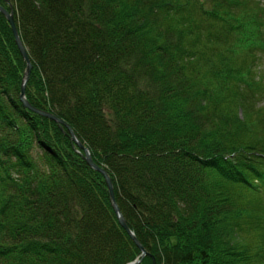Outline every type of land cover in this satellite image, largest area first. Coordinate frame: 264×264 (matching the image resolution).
Here are the masks:
<instances>
[{"label":"trees","instance_id":"16d2710c","mask_svg":"<svg viewBox=\"0 0 264 264\" xmlns=\"http://www.w3.org/2000/svg\"><path fill=\"white\" fill-rule=\"evenodd\" d=\"M0 5L31 64L26 100L63 120L106 171L147 252L138 264H264L262 0ZM5 24L25 64L0 13ZM3 44L0 264L132 262L140 249L103 176L64 126L23 107L24 71ZM55 124L77 159L49 142Z\"/></svg>","mask_w":264,"mask_h":264},{"label":"water","instance_id":"95a60500","mask_svg":"<svg viewBox=\"0 0 264 264\" xmlns=\"http://www.w3.org/2000/svg\"><path fill=\"white\" fill-rule=\"evenodd\" d=\"M0 13L6 18L7 22L9 23V26L11 28L13 37H14V41L15 44L18 48V51L20 53V55L22 56L23 60L25 61L27 67H26V72L24 73V77L21 83V90H20V94H19V99L23 105L24 108H26L27 110L38 114L40 116H43L47 119H50L52 121H54L55 123H58L60 126H64L67 130L68 133L71 137V139L76 142L78 148H80L83 152V158L85 160V162L94 170H96L97 172H99L100 174H102V176L104 177L105 183L107 185V189H108V193H109V197H110V201H111V205L112 208L114 210V212L116 213L117 217H118V221L120 226L127 232V234L130 236V238L134 241V243L139 247V249L142 252V256L146 255V252L144 250V248L141 246V244L138 242V240L136 239V237L134 236V234L130 231V229L128 228L124 218L121 216L118 206L115 202V198H114V193H113V187L110 181V178L108 176V174L106 173V171L102 168H100L99 166H97L96 164H94V162L92 161L91 155L89 150L84 147L81 143H79V141L77 140L76 136L74 135L73 131L70 129V127L63 122L62 120H60L58 117H56L55 115L46 112L44 110H40L37 109L35 107H33L32 105H30V103L26 100L25 98V94H24V88H25V83L27 80V77L29 75V72L31 70V64L27 55V51L26 48L24 47V45L22 44V41L20 40L19 34H18V30L15 24V20H14V16H13V12L12 10H7L4 7L0 6ZM138 261L134 262L137 263ZM133 264V263H132Z\"/></svg>","mask_w":264,"mask_h":264},{"label":"rangeland","instance_id":"374dc122","mask_svg":"<svg viewBox=\"0 0 264 264\" xmlns=\"http://www.w3.org/2000/svg\"><path fill=\"white\" fill-rule=\"evenodd\" d=\"M263 2H264V0H262ZM1 6V5H0ZM6 19V18H5ZM7 21V20H6ZM9 24V23H8ZM3 27H5L4 29H1L3 32H1L0 31V43H4L3 44V46H4V50H5V53H6V55L7 56H9L10 58H12V59H14V60H12V62L14 63V65L17 67V71L18 72H20L21 74L23 73V71H24V73L26 72V67H27V65H26V63L24 64V63H21V61H19V58H17V56H15V54H13V46L11 45V39H9V36L10 35H8V36H6V27H7V24H5V26H3ZM10 27V26H9ZM11 31V30H10ZM11 33H12V31H11ZM12 36H13V34H12ZM11 36V37H12ZM12 39L14 40V37H12ZM15 42V41H14ZM16 45V44H15ZM11 54L13 55L12 57H11ZM21 56V55H20ZM19 57V56H18ZM21 58H22V56H21ZM22 60H23V58H22ZM24 61V60H23ZM25 62V61H24ZM260 67H261V69H262V71H263V68H264V56H262V59H261V62H260ZM30 72H31V70H30ZM30 72H29V75H30ZM24 73H23V77H24ZM29 75H28V77H27V80H28V78H29ZM27 80H26V82H27ZM26 84V83H25ZM263 103L262 104H264V100L262 101ZM50 113V112H49ZM52 114V113H51ZM60 119V118H59ZM50 120V119H49ZM61 120V119H60ZM52 121V120H51ZM63 121V120H62ZM54 122V121H53ZM64 122V121H63ZM56 124H58V123H56ZM56 124H55V126H52V127H54V130L56 129L58 132L55 134V135H53L52 136V138H51V136H49L48 137V139H49V142L51 141L52 143H55V145L58 147V148H60L61 150H68V151H66V153L68 154H70L71 155V157H72V159L73 160H75V159H77V157H75L76 155L74 154V152H73V150L71 149V148H69V147H71L70 146V140H68V138H67V136H65L63 133H61L60 132V130L58 129V127L56 126ZM59 125V124H58ZM68 131V130H67ZM73 141V140H72ZM75 143V144H74ZM80 143V142H79ZM71 144H73V146H76L77 144H76V142H74L73 141V143L71 142ZM22 146L23 147H26L27 145L25 144V139H23V141H22ZM84 146V145H83ZM85 147V146H84ZM77 148H78V146H77ZM76 148V150L78 151V149H80V148H78L77 149ZM81 150V149H80ZM82 151V150H81ZM93 161V160H92ZM101 168V167H100ZM103 169V168H102ZM102 175V174H101ZM104 178V177H103ZM105 181V180H104ZM106 184V183H105ZM112 184V183H111ZM107 186V185H106ZM108 190V189H107ZM116 214V213H115ZM117 216V215H116ZM117 219H118V217H117ZM118 224H119V221H118ZM119 226H120V224H119ZM179 240L180 239H178V238H175V237H170V238H166V239H164V243L165 244H175V243H177V242H179ZM139 248V247H138ZM140 252H141V250H140ZM146 252V251H145ZM146 255H147V252H146ZM146 255H144V256H146ZM144 256H142V252L140 253V255H139V257H137L135 260H133L132 262H130V263H127V264H138L140 261H141V259L144 257ZM136 261H138L137 263H134V262H136ZM152 264H155V258L152 256ZM189 264V263H188ZM190 264H195V262L194 263H190Z\"/></svg>","mask_w":264,"mask_h":264},{"label":"bare ground","instance_id":"6f19581e","mask_svg":"<svg viewBox=\"0 0 264 264\" xmlns=\"http://www.w3.org/2000/svg\"><path fill=\"white\" fill-rule=\"evenodd\" d=\"M14 16V15H13Z\"/></svg>","mask_w":264,"mask_h":264}]
</instances>
